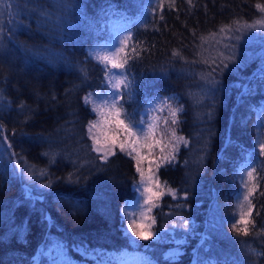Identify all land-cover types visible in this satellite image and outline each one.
I'll list each match as a JSON object with an SVG mask.
<instances>
[{
  "label": "trees",
  "instance_id": "obj_1",
  "mask_svg": "<svg viewBox=\"0 0 264 264\" xmlns=\"http://www.w3.org/2000/svg\"><path fill=\"white\" fill-rule=\"evenodd\" d=\"M152 1L0 0V264H114L125 254L135 264H264V155L254 144L264 32L243 27L264 18V0H173L138 24ZM109 17L130 29L123 111L137 121L165 98L182 109L172 130L187 145L155 169L164 194L148 240L129 241L122 227L132 158L115 150L101 161L87 129L84 97L103 88L89 50L110 39ZM246 156L257 185L247 236L232 229L233 174ZM56 248L61 257L46 262Z\"/></svg>",
  "mask_w": 264,
  "mask_h": 264
},
{
  "label": "snow or ice",
  "instance_id": "obj_2",
  "mask_svg": "<svg viewBox=\"0 0 264 264\" xmlns=\"http://www.w3.org/2000/svg\"><path fill=\"white\" fill-rule=\"evenodd\" d=\"M192 0H188L191 4ZM65 9L69 7L68 0H64ZM174 7V3H173ZM161 10L163 5H160ZM256 8L261 12H264V7L260 4L256 5ZM41 14L48 18L50 13H47L43 8H41ZM161 18H163L161 16ZM246 29H255L259 32H264V18L256 20L254 23L243 25ZM239 30V27L238 29ZM224 32L225 29L220 30ZM3 33L2 27H0V34ZM121 46L118 47L115 52H108L105 50L103 53L93 49L89 50V56L98 61V63L103 64L105 76L108 77V83L110 85L111 91L106 94H93L89 93L84 97V103L86 105L91 104L92 111L96 113L98 119L90 120L87 125L89 139L92 141V151L100 154L99 159L106 162L109 156L115 155V149L118 147L121 152L127 151V154L136 160V171L140 176V183L136 185V190L139 192L142 187L141 196L143 197V203L141 204L139 200L135 201V208L126 207L122 209L124 217L128 220L126 230L131 233L132 236L137 237L141 240H148L152 237L150 231H146L142 223V220L136 216V211L139 210V217H145L146 212H151L152 207H156L153 203L154 198L158 199L164 194L162 186L158 182V177L152 173L151 167L148 169V174H145L144 168L141 166L144 159H146V154L142 151L143 149H148L149 154L151 149L157 146H161L160 140L153 139L149 142L150 136L155 134V119L149 116L148 120L141 119L140 121H135L127 113L123 111V104L119 101L124 94L132 95V81L127 78L125 65L128 59L126 52L127 48V38L120 41ZM135 55V49H132ZM125 53L123 57L119 54ZM178 53L174 52L173 55ZM228 65L225 64V67ZM112 70H117L113 72ZM84 71L83 69L81 70ZM93 96L96 99H93ZM171 98H165L163 101L159 102L155 111H163L165 108L168 109L170 116L172 117L171 123L175 125L177 123V114L182 111L181 108L173 107L169 100ZM0 101H3V96L0 95ZM23 107V105H21ZM153 109H148V112H152ZM261 115L264 116V110L261 111ZM151 121V122H150ZM165 123H167V118H165ZM146 126V127H145ZM172 136L175 138L176 143L173 144V151L168 156H163L160 162L157 164L159 168L160 163H171L175 160V152L178 150L179 144L183 142L187 145V141L184 137H176L175 130H172ZM259 149L261 155H264V143L259 144ZM161 152L164 148L160 147ZM135 153L136 155H133ZM151 163V162H150ZM19 165H17L18 167ZM255 168L250 167L247 171V179L245 180L243 174H241L242 187L245 189L242 200L239 201L238 207L240 208L239 219L235 220L232 224V229L238 234H243L247 236L249 234V225L253 223L251 216L254 211V205L252 203V197L257 192V185L254 183L256 177L254 173ZM44 173L41 172V175ZM69 182H71V176H69ZM45 187H50L45 185ZM169 192L173 190L169 189ZM174 194V193H173ZM145 205H151V207L145 208ZM245 207L247 211H244ZM154 222V221H153ZM150 227V225L148 226ZM248 252L254 255H260L255 249L249 247Z\"/></svg>",
  "mask_w": 264,
  "mask_h": 264
},
{
  "label": "rangeland",
  "instance_id": "obj_3",
  "mask_svg": "<svg viewBox=\"0 0 264 264\" xmlns=\"http://www.w3.org/2000/svg\"><path fill=\"white\" fill-rule=\"evenodd\" d=\"M173 0H153L150 4V6L148 8H146L144 10V12H142L143 14L140 15L139 19H137V23H141L143 21H148L150 20L152 17L151 15H153L154 12L157 11V9L160 8V5L162 4H170ZM108 29L110 30V39L107 40V42H105V44H103V46L101 47H97V48H93V50L96 51H100L101 53H103L105 50H107L108 52H115V50L121 46L120 41L127 38V45L130 41L129 36H130V29H129V24L127 21L124 20H120L117 18H113V17H109L108 18ZM121 57H123L124 53H120L119 54ZM262 61H264V54L262 56ZM98 62V61H97ZM101 68H102V72H103V77H102V82H103V88L102 91H97V94H106L108 92L111 91L110 85L108 83V77L105 76V72H104V65L101 64ZM113 72L117 71V70H112ZM93 99H96L95 96H93ZM157 103H151L149 104L148 108L144 111H141L142 115L140 114V117L138 118L137 121H140L142 118L145 120L149 119V116H151L153 119H155L156 117H159V119H155V134L154 136H150L149 138V142H151L153 139L155 140H160L161 141V146L163 147L166 143V139L168 137L169 131L170 129L172 130V123H171V119L172 117L169 114L168 109H164L163 111H155V107H156ZM152 108L153 111L150 113L148 112V109ZM90 111L92 114V120H96L98 119L96 113H94L92 111V107L90 104ZM165 112V113H164ZM256 113V112H255ZM256 119H255V134H256V139L254 141L255 147L257 148L258 153H260V149H259V144L263 143V135H264V128L262 125V116H261V111L256 113ZM165 118H167V123H165ZM151 122V121H150ZM146 127V126H145ZM166 131L165 135H163L164 131ZM171 137L172 133H171ZM161 146H157L154 147L153 149H151L150 154H149V150L148 149H143L142 151L146 154V159L143 160L142 162V167L145 170V174H148V169L149 167H151L152 169V173L156 176L155 173V169L157 167V164L160 162L161 158L163 156H168L169 153H167V151H165L166 153L164 154V151L161 152L160 147ZM165 148L167 146H164ZM115 150L119 151V148L117 147ZM127 151H130L127 150ZM127 151L123 152L124 154H127ZM128 155V154H127ZM133 155H136L135 153H133ZM131 157V156H130ZM132 158V157H131ZM255 159L254 157L250 158L249 156H246L244 158V161L241 162L240 164H238L236 166V170L235 173L233 174V180L236 183V191L234 194V198L232 199L233 201V211L235 214L234 220L233 222H235V220L239 219V214H240V208L238 207V203L240 200H242V196L243 193L245 191V189L242 187V182H241V174H243L244 179H247V171L250 170V167L253 168L254 164H255ZM133 160V164H135V172L137 174V179L135 180V182L133 183L132 186V200L130 201H125L123 203V209L126 207H131V208H135V201L139 200L140 203H143V197L141 196V192H142V187L140 189V191L138 192L136 190V185H138L140 183V176L139 173H137L136 171V160ZM151 162V163H150ZM161 185V184H160ZM154 190H161V189H155V185L153 186ZM156 198H154L153 203L155 201ZM145 208L151 207V205H145ZM153 208V207H152ZM244 211H247V208L245 207ZM136 216L142 220V223L145 227L146 231H151V212H146L145 213V218H141L139 217V210L136 211ZM122 217H123V224L122 227L124 228L123 231L126 234V237L128 238L129 241L134 240V239H139L137 237H134L131 235V233L129 231L126 230L127 228V223L128 220L124 217L123 213H122ZM150 225V227H148ZM122 250V249H120ZM125 252L124 253H129L132 252V249L127 250L126 248L124 249ZM122 250V251H124ZM62 252V250L60 249H54L49 251V253H44V257L47 258L46 262L48 261H53L56 260L57 258H60L61 256L59 255ZM123 253V254H124ZM44 259V258H42ZM119 260H117V263L114 264H135L136 261H134L131 256H126V254L124 256H121L118 258ZM36 262V261H35ZM33 262V264H37Z\"/></svg>",
  "mask_w": 264,
  "mask_h": 264
},
{
  "label": "bare ground",
  "instance_id": "obj_4",
  "mask_svg": "<svg viewBox=\"0 0 264 264\" xmlns=\"http://www.w3.org/2000/svg\"><path fill=\"white\" fill-rule=\"evenodd\" d=\"M114 18V17H113Z\"/></svg>",
  "mask_w": 264,
  "mask_h": 264
}]
</instances>
